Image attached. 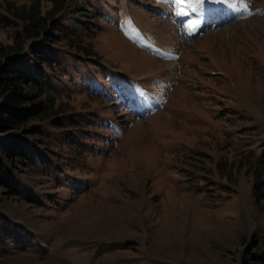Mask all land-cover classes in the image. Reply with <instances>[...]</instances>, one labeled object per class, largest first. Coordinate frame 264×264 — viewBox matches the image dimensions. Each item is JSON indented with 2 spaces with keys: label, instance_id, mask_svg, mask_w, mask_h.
<instances>
[{
  "label": "rangeland",
  "instance_id": "rangeland-1",
  "mask_svg": "<svg viewBox=\"0 0 264 264\" xmlns=\"http://www.w3.org/2000/svg\"><path fill=\"white\" fill-rule=\"evenodd\" d=\"M229 2L246 11L199 0H184L183 14L175 0L92 1L101 21L94 50L159 91L140 97L117 76L90 79L86 90L114 109L96 117L107 130L6 165L20 192L0 186V264L252 263L245 256L264 246V0ZM2 23L8 42L16 25ZM79 90L65 86L70 97L53 106H86Z\"/></svg>",
  "mask_w": 264,
  "mask_h": 264
},
{
  "label": "trees",
  "instance_id": "trees-1",
  "mask_svg": "<svg viewBox=\"0 0 264 264\" xmlns=\"http://www.w3.org/2000/svg\"><path fill=\"white\" fill-rule=\"evenodd\" d=\"M48 1L43 8L41 0L20 4L6 0V13L0 12L1 25H16L10 41L0 40V186L7 187L8 193L20 189L5 171L7 164L23 166L43 160L45 151L60 153L63 147L74 146L72 134L88 142L85 131L94 127L105 132L99 120L106 121L107 112L114 113L108 97L85 88L90 79L106 80L98 71L105 60L94 50L101 22L98 9L92 6L96 0ZM65 86L79 87L88 99L86 106L54 107L55 98L70 97L71 93L62 91ZM94 102L99 105L92 106ZM248 260L264 264V246L250 251L245 256Z\"/></svg>",
  "mask_w": 264,
  "mask_h": 264
},
{
  "label": "snow or ice",
  "instance_id": "snow-or-ice-1",
  "mask_svg": "<svg viewBox=\"0 0 264 264\" xmlns=\"http://www.w3.org/2000/svg\"><path fill=\"white\" fill-rule=\"evenodd\" d=\"M200 2H203V0H200ZM175 3H176V5H181V4H183L184 3V0H175ZM183 11V9H180V12H182ZM191 26V25H190Z\"/></svg>",
  "mask_w": 264,
  "mask_h": 264
}]
</instances>
